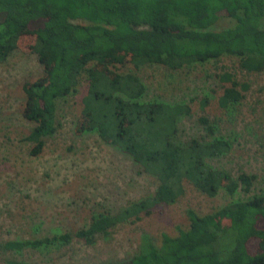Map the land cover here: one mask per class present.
<instances>
[{
    "label": "trees",
    "instance_id": "1",
    "mask_svg": "<svg viewBox=\"0 0 264 264\" xmlns=\"http://www.w3.org/2000/svg\"><path fill=\"white\" fill-rule=\"evenodd\" d=\"M222 17L233 21L214 29ZM262 20L264 0H0V61L30 36L31 52L43 67L41 77L23 85V116L34 123L24 138L33 143L30 153H40L44 137L55 132L58 100L76 92L84 75L88 91L81 99L77 131L95 132L128 156L139 172L157 179L153 193L115 213L93 214L75 231L6 240L0 248H51L73 238L93 244L115 225L175 202L185 181L209 197L221 189L248 194L256 174L232 177L207 161L226 155L232 145L229 137L217 134L216 121L199 117L206 135L181 141L177 122L189 107L146 100V86L137 74L111 67L157 64L177 70L235 57L242 70L260 72ZM218 78L225 83L218 105L229 110L244 97L248 84L228 71ZM187 217L188 226L177 235L161 233L157 245L143 234L135 254L105 264H264V192L207 213L188 209Z\"/></svg>",
    "mask_w": 264,
    "mask_h": 264
},
{
    "label": "rangeland",
    "instance_id": "2",
    "mask_svg": "<svg viewBox=\"0 0 264 264\" xmlns=\"http://www.w3.org/2000/svg\"><path fill=\"white\" fill-rule=\"evenodd\" d=\"M222 17L214 29L232 23ZM81 22V21H80ZM264 27V20L261 22ZM32 38L0 61V243L31 239L87 224L93 214L115 213L131 201L153 193L157 179L139 172L132 160L91 131H77L82 97L87 80L80 78L77 91L57 102L56 130L44 137L41 152L32 155L33 143L25 136L34 123L23 116L26 97L23 85L42 76V65L31 52ZM116 72H132L146 86V100L182 103L189 112L177 122L181 141L206 135L199 123L206 116L217 123V134L231 139L230 151L207 161L232 177L240 172L256 174L248 194L238 190L230 195L221 189L209 197L185 181L177 200L134 222H121L99 235L93 244L73 238L51 248H0V264H105L127 260L138 250L139 239L147 234L159 245L161 233L170 236L188 226L187 210L207 213L235 200L264 192V70L246 72L235 57L193 64L173 70L157 64L135 67L115 64ZM232 73L248 84L244 97L229 110L218 105L225 83L218 74ZM207 100L203 105V100ZM254 249V242L249 244Z\"/></svg>",
    "mask_w": 264,
    "mask_h": 264
}]
</instances>
